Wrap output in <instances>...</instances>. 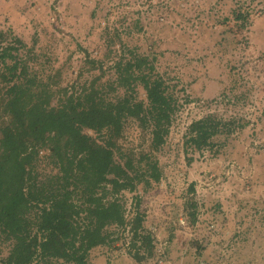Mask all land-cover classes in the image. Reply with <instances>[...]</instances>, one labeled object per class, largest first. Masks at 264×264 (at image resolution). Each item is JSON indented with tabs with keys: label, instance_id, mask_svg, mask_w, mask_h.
<instances>
[{
	"label": "trees",
	"instance_id": "obj_1",
	"mask_svg": "<svg viewBox=\"0 0 264 264\" xmlns=\"http://www.w3.org/2000/svg\"><path fill=\"white\" fill-rule=\"evenodd\" d=\"M245 21L234 8L220 25L241 32ZM120 34L107 32L99 57L78 45L81 69L63 82L56 56L0 27V264H88L96 248L124 244L126 230L134 261L154 254L139 190L161 182L158 153L193 100L161 68L160 52ZM247 124L211 112L192 119L182 133L186 163L194 153L218 155Z\"/></svg>",
	"mask_w": 264,
	"mask_h": 264
},
{
	"label": "rangeland",
	"instance_id": "obj_2",
	"mask_svg": "<svg viewBox=\"0 0 264 264\" xmlns=\"http://www.w3.org/2000/svg\"><path fill=\"white\" fill-rule=\"evenodd\" d=\"M234 8L246 21L233 33L220 19ZM0 27L56 56L63 82L81 69L78 45L99 57L104 36L116 29L126 42L160 52L161 68L193 100L158 153L161 182L139 190L154 254L138 263L115 241L92 251L88 264H264V0H0ZM208 112L248 124L218 155L194 153L188 165L184 127Z\"/></svg>",
	"mask_w": 264,
	"mask_h": 264
},
{
	"label": "built area",
	"instance_id": "obj_3",
	"mask_svg": "<svg viewBox=\"0 0 264 264\" xmlns=\"http://www.w3.org/2000/svg\"><path fill=\"white\" fill-rule=\"evenodd\" d=\"M127 229H128V227H127ZM125 235H126V238H125V240H124V244H123V245H124L126 248H128V241H129L128 230H126ZM158 251H160V250H158Z\"/></svg>",
	"mask_w": 264,
	"mask_h": 264
}]
</instances>
